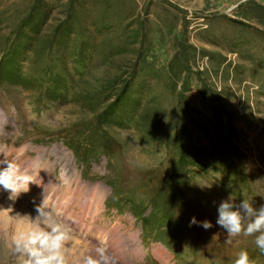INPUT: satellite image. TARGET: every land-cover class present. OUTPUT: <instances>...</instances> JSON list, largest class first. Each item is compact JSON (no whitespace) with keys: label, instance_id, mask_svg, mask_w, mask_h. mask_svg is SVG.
Wrapping results in <instances>:
<instances>
[{"label":"rangeland","instance_id":"rangeland-1","mask_svg":"<svg viewBox=\"0 0 264 264\" xmlns=\"http://www.w3.org/2000/svg\"><path fill=\"white\" fill-rule=\"evenodd\" d=\"M0 108V160L23 168L40 155L55 175L73 167L96 183L24 169L37 193L16 201L24 225L0 208V264H25L13 238L51 222L28 201L51 214L79 197L91 212H73L69 264L105 238L111 264H140L145 240L136 257L116 255L129 222L179 252L162 264H233L241 250L264 264L253 236L228 238L216 223L229 196L264 205V0H0ZM83 186L106 194L103 224L116 234Z\"/></svg>","mask_w":264,"mask_h":264},{"label":"clouds","instance_id":"clouds-1","mask_svg":"<svg viewBox=\"0 0 264 264\" xmlns=\"http://www.w3.org/2000/svg\"><path fill=\"white\" fill-rule=\"evenodd\" d=\"M6 167L0 170V186L9 192V199L15 200L21 192L29 190V183L37 180L24 170L15 159L5 156ZM37 216H45L40 208ZM197 223L195 217L191 224ZM217 225L222 227L228 238L253 236L256 248L264 253V205L255 208L252 201L242 199L238 204L229 196L218 205ZM204 229L212 227L208 220L202 222ZM72 240L70 225L61 221L46 224L33 223L18 232L13 238L15 250L27 256L25 264H69L66 246ZM80 264H111L106 238L82 257ZM233 264H254L247 250H241Z\"/></svg>","mask_w":264,"mask_h":264},{"label":"bare ground","instance_id":"bare-ground-1","mask_svg":"<svg viewBox=\"0 0 264 264\" xmlns=\"http://www.w3.org/2000/svg\"><path fill=\"white\" fill-rule=\"evenodd\" d=\"M26 169V168H25ZM31 187V186H30ZM48 188V187H47ZM67 188H69L68 186H67ZM77 188H78V184H76V191H79V189L77 190ZM82 190H83V193L84 192H87V198H86V201H90V198L92 197V194L96 197V199L97 200H100V196H101V191H98V190H96V189H94L93 187H91V188H88V187H85V186H83L82 188H81V190H80V193L82 192ZM95 191V192H94ZM58 192V191H57ZM56 192V193H57ZM86 194V193H85ZM84 196V195H83ZM16 200V199H15ZM85 205V204H84ZM87 205V204H86ZM94 205H95V208L96 207H98V202H94ZM0 208H8V210H10L12 213H14L15 215H16V217H18V219H19V224H21V225H24V223H21V220L24 218V214H27V213H25L24 212V210H22L21 208H20V206H18L17 205V203H16V201H11L10 199L8 200V199H6V198H4L1 194H0ZM83 208V207H82ZM26 210V209H25ZM74 214V213H73ZM74 216H75V214H74ZM82 218V217H81ZM64 221V220H63ZM80 225V224H79ZM82 226V225H81ZM80 226V227H81ZM78 239H77V237L76 238H74L73 239V242H76ZM82 243H83V245H84V247H86V246H92V245H90V244H88V243H85L84 241H82ZM116 243V242H115ZM114 243V244H115ZM133 244V243H132ZM116 245H117V243H116ZM132 246V245H131Z\"/></svg>","mask_w":264,"mask_h":264},{"label":"trees","instance_id":"trees-1","mask_svg":"<svg viewBox=\"0 0 264 264\" xmlns=\"http://www.w3.org/2000/svg\"><path fill=\"white\" fill-rule=\"evenodd\" d=\"M211 151H215L216 152V150H211Z\"/></svg>","mask_w":264,"mask_h":264}]
</instances>
